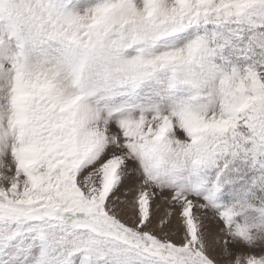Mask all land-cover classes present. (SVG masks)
<instances>
[{
    "label": "snow or ice",
    "instance_id": "obj_1",
    "mask_svg": "<svg viewBox=\"0 0 264 264\" xmlns=\"http://www.w3.org/2000/svg\"><path fill=\"white\" fill-rule=\"evenodd\" d=\"M0 264H264V0H0Z\"/></svg>",
    "mask_w": 264,
    "mask_h": 264
}]
</instances>
